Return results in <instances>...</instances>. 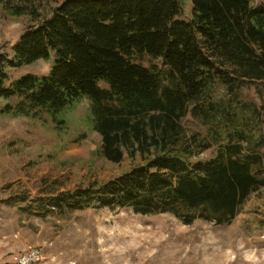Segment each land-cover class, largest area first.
<instances>
[{
    "label": "trees",
    "instance_id": "obj_1",
    "mask_svg": "<svg viewBox=\"0 0 264 264\" xmlns=\"http://www.w3.org/2000/svg\"><path fill=\"white\" fill-rule=\"evenodd\" d=\"M191 1L192 17L183 19L182 0H65L12 54L0 53V99L18 100L2 112L46 113L62 127L63 113L87 99L100 155L142 159L106 182L48 198V208H120L224 225L264 186V105L240 98L251 82L263 97L264 4ZM142 55L161 59L164 71L139 63ZM40 60L52 61L48 74L12 79V68ZM188 115L208 134L190 133Z\"/></svg>",
    "mask_w": 264,
    "mask_h": 264
},
{
    "label": "rangeland",
    "instance_id": "obj_2",
    "mask_svg": "<svg viewBox=\"0 0 264 264\" xmlns=\"http://www.w3.org/2000/svg\"><path fill=\"white\" fill-rule=\"evenodd\" d=\"M64 1L0 0V53L12 54L24 32ZM259 4L264 0H252L253 6ZM182 5L181 18L190 19L192 1L182 0ZM137 61L164 71L161 59L142 55ZM51 69L52 61L40 60L12 68L10 75L42 76ZM260 87L248 83L240 98L264 105ZM221 95L219 89L216 96ZM17 102L0 99V264H14L30 246L44 249L42 264H264V186L224 225L203 220L187 225L169 213L143 215L120 208H48V198L106 182L142 159L126 156L115 163L100 155L102 137L92 129L87 99L63 113L62 127L46 113L34 118L2 112L7 103ZM182 122L190 133L210 131L191 115ZM212 154L209 150L202 157Z\"/></svg>",
    "mask_w": 264,
    "mask_h": 264
},
{
    "label": "built area",
    "instance_id": "obj_3",
    "mask_svg": "<svg viewBox=\"0 0 264 264\" xmlns=\"http://www.w3.org/2000/svg\"><path fill=\"white\" fill-rule=\"evenodd\" d=\"M44 260V249L39 246H30L16 256L14 264H42Z\"/></svg>",
    "mask_w": 264,
    "mask_h": 264
}]
</instances>
